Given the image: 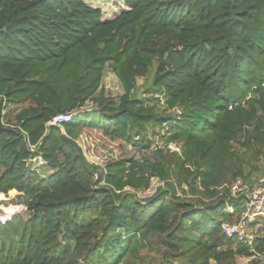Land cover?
Masks as SVG:
<instances>
[{
    "label": "trees",
    "instance_id": "obj_1",
    "mask_svg": "<svg viewBox=\"0 0 264 264\" xmlns=\"http://www.w3.org/2000/svg\"><path fill=\"white\" fill-rule=\"evenodd\" d=\"M89 1L0 0V197L26 207L0 264H264L263 218L253 249L221 229L233 182L264 177V0ZM86 129L141 156L91 165L62 140Z\"/></svg>",
    "mask_w": 264,
    "mask_h": 264
},
{
    "label": "rangeland",
    "instance_id": "obj_2",
    "mask_svg": "<svg viewBox=\"0 0 264 264\" xmlns=\"http://www.w3.org/2000/svg\"><path fill=\"white\" fill-rule=\"evenodd\" d=\"M87 4L94 8H100L103 13V20H113L126 10L125 5L120 0H91ZM153 72L154 71L150 74V80L153 77ZM149 79H140L138 85H146L149 87ZM103 88L106 95L115 98H118L123 93L119 81L109 70L105 74ZM138 95L141 98L143 97L140 93ZM157 140L156 143L162 145V141ZM77 143L82 148L84 158L91 165H95L100 169H104L106 164L110 161H115L124 157L129 158L141 156V154L133 147L128 146L121 141L112 142L106 138L101 131L93 129L84 130ZM35 169L38 171L43 169L40 161H37ZM97 177H99V174H97ZM254 178H256L255 175L253 176V179ZM161 186H163V184L155 180L150 190L140 193V198L144 200L153 197L156 194L157 189ZM24 214H26V207L23 204V199L19 198L17 194L0 197V226L5 225L8 221H13L19 215L26 217ZM247 262L246 259L237 260V264H245ZM174 263L185 264L181 261H174Z\"/></svg>",
    "mask_w": 264,
    "mask_h": 264
},
{
    "label": "built area",
    "instance_id": "obj_3",
    "mask_svg": "<svg viewBox=\"0 0 264 264\" xmlns=\"http://www.w3.org/2000/svg\"><path fill=\"white\" fill-rule=\"evenodd\" d=\"M83 110L71 114H60L50 123V126H62L71 122ZM42 163V162H41ZM264 167V157L262 158ZM230 196L233 201L242 204L240 219L233 223H223L222 232L229 238H234L237 242L253 249L260 236V225L257 224L258 218L264 219V177L259 179L254 186L246 184L241 179L233 182L230 188ZM230 214L234 213V207L229 206L227 210ZM264 262V257L256 255Z\"/></svg>",
    "mask_w": 264,
    "mask_h": 264
},
{
    "label": "water",
    "instance_id": "obj_4",
    "mask_svg": "<svg viewBox=\"0 0 264 264\" xmlns=\"http://www.w3.org/2000/svg\"><path fill=\"white\" fill-rule=\"evenodd\" d=\"M139 93L136 92L134 93V95L132 96V101H136L138 100L139 98ZM62 140L64 143H66L67 145H69L70 147L76 149L83 157H84V154H83V151H82V148L81 146L77 143V141L69 138L66 134H63L62 135Z\"/></svg>",
    "mask_w": 264,
    "mask_h": 264
},
{
    "label": "crops",
    "instance_id": "obj_5",
    "mask_svg": "<svg viewBox=\"0 0 264 264\" xmlns=\"http://www.w3.org/2000/svg\"><path fill=\"white\" fill-rule=\"evenodd\" d=\"M91 6V5H90ZM92 7V6H91Z\"/></svg>",
    "mask_w": 264,
    "mask_h": 264
}]
</instances>
